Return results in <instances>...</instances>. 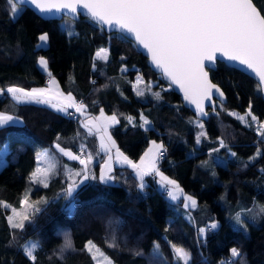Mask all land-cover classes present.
Returning a JSON list of instances; mask_svg holds the SVG:
<instances>
[{"label": "trees", "instance_id": "trees-1", "mask_svg": "<svg viewBox=\"0 0 264 264\" xmlns=\"http://www.w3.org/2000/svg\"><path fill=\"white\" fill-rule=\"evenodd\" d=\"M254 2L264 9V0ZM17 7L19 13L12 18L7 3L0 0V88L33 89L56 78L62 91L82 102L85 110L63 113L47 104L17 103L9 95H0V112L22 120L19 125L0 127V149L9 143L0 168V264H32L21 247L31 238L39 246L35 264H96L85 249L88 241L116 264H182L176 262L173 245L190 254V264H264V214L260 213L264 137L253 123L249 127L230 115L245 114L251 99L252 113L264 121V98L257 82L217 62L211 79L223 89L227 102L209 109L210 118L204 121L149 67L127 37L107 33L86 17L43 19L28 7ZM43 33L48 44L39 47ZM101 47H108L107 59L96 56ZM41 58L47 61V70ZM101 109L117 117L110 133L131 160L138 161L152 141L163 144L160 172L194 197L195 207H185L182 200H165L150 175L148 189L139 190L140 179L128 166H115L113 183L90 180L72 194L66 191L69 173L79 162L57 145L91 155L97 176L104 154L96 134L82 122ZM141 114L150 125L140 126ZM201 132L206 135L197 143ZM40 150H47L54 163L47 187L31 179ZM25 196L39 211L33 214L28 208L25 227L13 229L8 217L13 208L24 206ZM71 199L73 211L66 209ZM237 213L246 232L234 219ZM212 223L218 227L211 229ZM200 228L206 230L204 234ZM66 234L75 250L65 251L61 258ZM155 245L160 253L154 251ZM233 247L240 250L242 259L231 256Z\"/></svg>", "mask_w": 264, "mask_h": 264}, {"label": "snow or ice", "instance_id": "snow-or-ice-1", "mask_svg": "<svg viewBox=\"0 0 264 264\" xmlns=\"http://www.w3.org/2000/svg\"><path fill=\"white\" fill-rule=\"evenodd\" d=\"M9 8V15L15 18L19 13L18 4L29 0H5ZM31 5L35 6L41 13L51 12L52 9L67 10L70 13L83 11L93 22L102 26L107 25L109 29L119 33H126L139 46H142L151 56L154 66L160 70L171 81V84L178 85L184 93V98L190 104L195 105L197 112L201 115H207L204 111L205 101L209 104L213 102V96L222 97L224 93L221 89L209 79V71L216 70L218 61H227L237 63L257 79L258 91L264 97V9H261L254 0H30ZM69 35H73L70 31ZM42 42L39 47L45 46L48 36L42 34L39 37ZM219 54V55H218ZM97 57L107 59V50L100 49ZM40 64L46 68L47 61L41 58ZM55 85V81H51ZM138 95H143L138 91ZM0 95H9L17 103L38 102L50 104L58 111L67 113L68 109L75 108L83 113L85 105L77 103L74 97L69 93L64 96L57 89L55 96L51 94V89H36L26 91L23 88L9 86L6 89L0 88ZM157 99L159 93H155ZM61 97L64 102L52 103V99ZM252 101L249 100L248 110L244 115H236L237 119L246 123L249 127L252 123H258V134L264 137V122L258 121L252 111ZM70 114V113H69ZM248 117L251 121H248ZM131 121V117L128 118ZM143 123L140 125H150V121L141 114ZM18 118L12 115L0 112V126L15 124ZM115 115L105 116L103 109L98 117L89 119L83 124L92 132L94 128L97 133H101V144L105 150H109V145L115 147V141L108 134L109 123H117ZM91 125V127H90ZM203 128V124H200ZM201 132L197 137V143H200V137L205 136ZM107 139V144L105 143ZM153 147L141 157L139 164L133 163L123 153L117 149V157L123 158V162L136 170V175L140 179L137 185L139 190L145 188L144 176L152 174L159 175L161 178V187L168 192L173 199H177L176 192L182 191L175 180L164 176L157 168V159L163 155L161 149L163 144L152 142ZM221 147H225L223 140L220 141ZM59 148V145H57ZM64 155L73 160H79L84 168L81 171L69 173L71 184L66 189L68 193L75 191L78 187L89 180H99L102 184H107L117 178L109 175L111 167L105 164L101 169L99 177L91 174L88 170V162L92 157L89 155L87 160L70 151L59 149ZM218 151V149L216 150ZM259 154V153H258ZM235 156V153H231ZM54 171V166L49 165L46 169L37 168L31 174L33 181L43 183L47 187V180L50 173ZM75 177H81L76 180ZM166 186H171L169 189ZM191 201V206H196V201L191 197H186ZM25 207L22 211L12 209V216L8 217L9 224L13 229H23L24 221L29 220L30 216L27 209L32 208L33 214L39 211L34 204H28L27 196L21 202ZM46 203V201H45ZM8 207V205H4ZM188 207V204H185ZM260 213L264 214V206L260 207ZM236 223L241 225L246 232L247 227L241 219V214L237 213L234 217ZM255 219V217H253ZM216 223L210 225L211 229L217 228ZM201 234L205 233L204 228L198 230ZM109 246L114 247V244ZM27 258L35 264L37 256L34 254L38 249V244L31 242L21 246ZM158 248V246H157ZM85 249L91 254L96 264H113V261L103 253L93 241H88ZM174 252L178 260H183L188 264L190 254L183 248L173 245ZM68 250H75L70 236L65 235L64 244L61 247L60 255ZM232 257H240L242 253L238 248L231 249ZM230 264H236L231 261Z\"/></svg>", "mask_w": 264, "mask_h": 264}, {"label": "crops", "instance_id": "crops-1", "mask_svg": "<svg viewBox=\"0 0 264 264\" xmlns=\"http://www.w3.org/2000/svg\"><path fill=\"white\" fill-rule=\"evenodd\" d=\"M42 66V65H41ZM42 68L44 69V70H47V67L46 68H44L43 66H42ZM51 81H55V85H53L52 83H51ZM15 87H17V86H15ZM20 88V87H19ZM36 89H51V94L53 95V96H55V93H56V91H57V89L59 90V92L60 93H62L64 96H67L68 95V93H64L63 91H62V89H61V87H60V84H59V82H58V80L56 79V78H51L50 80H49V82H48V85H46V86H43V87H37ZM26 91H30L31 89H25ZM72 95V94H71ZM73 96V95H72ZM74 97V96H73ZM75 99V98H74ZM75 101H76V99H75ZM57 102H64V101H62V98L61 97H55L54 99H52V103H57ZM77 102V101H76ZM78 103V102H77ZM43 104H45V103H43ZM47 105H49L50 106V104H47ZM55 109V108H54ZM72 109H75V108H70V109H68V111H70V110H72ZM58 111V110H57ZM63 113H65V112H63ZM68 113V112H67ZM5 114H8V113H5ZM104 114H105V116H107V117H111L112 115L111 114H106L105 112H104ZM10 115V114H9ZM100 115V113L98 114V115H96V116H87L85 119H84V121L82 122V124H84L85 122H87L89 119H91V118H94V117H98ZM13 117H15V118H18V122L17 123H15V124H8V125H19V124H22V120L19 118V117H16V116H14V115H12ZM117 118V117H116ZM117 121H118V119H117ZM115 124H117V123H109V127H108V134L111 136V138H112V140L113 141H115L114 139H113V137H112V135H111V133H110V129H111V127L112 126H114ZM4 126H6V125H4ZM0 127H2V126H0ZM90 127H91V125H90ZM87 130H88V128H86ZM88 132H89V130H88ZM91 133H94V134H96V136H97V138H98V141H99V145H100V151L104 154V158H103V160H102V162H101V164H100V166H99V171H98V173H97V177H99V175H100V172H101V169L104 167V165L107 163V164H109L110 165V167H111V169L113 168V166H128V167H131L130 165H128L127 163H124L123 162V158L122 157H120V158H118L117 157V149H119V152L120 153H123V156H126L129 160H131L119 147H118V145H117V143H116V141H115V147H111L110 145L108 146L109 147V150H105V148L104 147H102V144H101V133H97L96 132V130L93 128L92 129V132ZM153 142V141H152ZM152 142L150 143V145H149V147H148V149L146 150V152L149 150V148H151V147H153V144H152ZM156 142V141H155ZM105 143L107 144V139H105ZM156 144H162V143H160V142H156ZM163 149H161V151H162ZM8 151H9V143H6L1 149H0V168L5 164V162H6V159H5V156H6V154L8 153ZM145 152V153H146ZM144 153V154H145ZM144 154H143V156H144ZM76 155H78V154H76ZM79 156V155H78ZM113 157V159H111L110 157ZM142 156V157H143ZM68 157V156H67ZM37 158H38V166H37V168L39 167V168H41V166H42V168L41 169H46V168H48V166L49 165H53L54 166V163H53V161L51 160V158H50V156H49V153H48V151L47 150H40L39 152H38V154H37ZM71 159V158H70ZM73 160V159H72ZM140 160H141V158L138 160V161H133V160H131L133 163H136V164H139V162H140ZM78 162H79V160H77ZM158 162H159V157H158V159H157V168L159 169V166H158ZM84 167H83V165H81L80 164V162H79V165L77 166V168H75L74 170H72V171H70V173H74V172H77V171H81L82 169H83ZM132 168V167H131ZM93 160L91 159V161L90 162H88V170H89V172L91 173V174H94V172H93ZM133 169V168H132ZM113 171V170H112ZM111 171V172H112ZM134 171H135V173H136V170L134 169ZM160 171V170H159ZM110 172V173H111ZM152 174H155L154 172L152 173ZM111 175H112V173H111ZM150 175V174H149ZM156 175V174H155ZM157 176V186H156V188L159 190V191H163L164 190V188H162L161 187V178H160V176L159 175H156ZM165 176V175H164ZM167 177V176H166ZM75 179L76 180H80V177H75ZM170 179V178H169ZM49 180H50V175H49V178H48V180H47V183L49 182ZM172 180V179H171ZM90 181V180H89ZM149 179H148V175H146V176H144V183H145V188H144V190H147L148 189V187H149ZM86 182H88V181H86ZM85 182V183H86ZM70 183H71V181H70ZM177 183V182H176ZM178 184V183H177ZM70 185V184H69ZM166 187H170V186H166ZM169 202H176V201H179V200H168ZM29 241V240H28ZM27 241V242H28Z\"/></svg>", "mask_w": 264, "mask_h": 264}, {"label": "water", "instance_id": "water-1", "mask_svg": "<svg viewBox=\"0 0 264 264\" xmlns=\"http://www.w3.org/2000/svg\"><path fill=\"white\" fill-rule=\"evenodd\" d=\"M52 2H58V0H52ZM18 5L25 6V7L30 8L31 10H33L37 15H39L43 19H57V20H61L64 17H68V18H70L72 20H79L81 17H86V18H89L91 20V18L88 15H86L83 11H80V12L74 14V13H70L67 10H63V9L60 10V11H57L56 9H52L51 12L41 13L39 10H37L35 8V6L31 5L30 0L27 3L22 2V3L18 4ZM96 24H98L99 26H101L107 33H119V32H117L115 30L109 29V27L107 25H103L102 26L99 23H96ZM119 34H122L123 36L127 37V34L126 33H119ZM128 39H130L131 41H133V43L136 45L137 49L147 58V64L149 65V67L154 72L160 74L163 77V79L172 87V89L177 94L180 95V98H181L182 102L184 103V105L187 108H189L192 111V113L198 119L207 121L210 118L209 109L216 110L217 107H218V104H224V103L227 102L226 94L224 93L223 89L211 79V71H209V79L211 80V82L213 84H216L221 89V91L224 93V95L222 97H220L218 95H214L213 96V102L211 104H209L207 101H205L204 111L207 113V115H201V114H199L197 112L196 108H195V105H192L187 100H185L184 93L179 89V86L178 85L171 84V81L168 78L165 77V75L162 73V70H160V69H158V68H156L154 66V64L151 61V56L147 52V50L144 49L142 46L137 45L133 39H131V38H128ZM218 62H223L226 65H228L229 67H233L235 69H238V70L242 71L243 73H245L246 75L250 76L251 78H253L257 82V79L250 73V70H246L243 66H240L237 63H232V62H227V61H218ZM216 66H217V64H216Z\"/></svg>", "mask_w": 264, "mask_h": 264}, {"label": "rangeland", "instance_id": "rangeland-1", "mask_svg": "<svg viewBox=\"0 0 264 264\" xmlns=\"http://www.w3.org/2000/svg\"><path fill=\"white\" fill-rule=\"evenodd\" d=\"M20 10V9H19ZM43 34H45V33H43ZM42 42L40 41V44H41ZM48 44V40H47V42H46V44L45 45H47ZM100 49H106L107 50V58H108V56H109V49H108V47H101ZM99 49V50H100ZM98 50V51H99ZM97 51V52H98ZM97 54V53H96ZM97 56V55H96ZM138 81L141 79L140 78V76H138ZM60 112H62V111H60ZM236 114H238V115H244V114H241V113H237V112H235ZM248 119V121L250 122V117H248L247 118ZM258 121H261L259 118H258ZM261 122H264V121H261ZM253 124L258 128L259 127V124L258 123H255V122H253ZM61 147H59V149H60ZM65 151H70L71 153H73L74 155H76V153L74 152V151H72V150H70V149H68V148H63ZM67 156V155H66ZM69 157V156H68ZM70 158V157H69ZM111 159H113V157L111 156L110 157ZM218 161L219 162H222V161H220V159H218ZM83 167H84V165H83ZM41 168H42V166H41ZM114 168H115V166H113V168L111 169V171L112 170H114ZM113 172V171H112ZM111 172V173H112ZM111 173H108L109 175H111ZM112 176H113V174H112ZM80 179H81V177H80ZM173 180V179H172ZM114 181H111V182H109V183H113ZM71 184V183H70ZM179 185V184H178ZM169 189H171V186L170 187H168ZM179 189H181L182 191H177L176 192V196H177V199H175V200H182L183 201V203H184V205L185 204H188V207H193V206H191V201H189V200H187L186 199V197H191L192 199H194L195 201H196V199L194 198V197H192L191 195H189L188 193H186L185 191H184V189L179 185ZM74 192V191H73ZM73 192H71L70 194H72ZM26 197V196H25ZM25 199V198H24ZM33 201H34V198H31ZM165 200H173L168 194H165ZM27 201H28V196H27ZM28 203H29V201H28ZM25 206H23V207H20V208H17V211H22L23 210V208H24ZM27 211H28V209H27ZM13 215V213H11L9 216H12ZM31 242H35V243H37L38 244V241L37 240H35V239H33V238H31L28 242H26V244H29V243H31ZM95 244V243H94ZM96 245V244H95ZM96 246H98V245H96ZM157 246L158 245H155V248H154V251L156 252V253H160V249H159V247L157 248ZM99 247V246H98ZM100 248V247H99ZM180 248H182V247H180ZM100 250L103 252V253H105L101 248H100ZM106 254V253H105ZM107 255V254H106ZM108 256V255H107ZM109 257V256H108ZM110 258V257H109ZM111 259V258H110ZM112 260V259H111ZM113 261V260H112ZM176 262L177 263H182V264H184V261L183 260H176ZM190 262H191V256H190V259H189V261H188V264H190ZM113 264H116V263H114L113 262Z\"/></svg>", "mask_w": 264, "mask_h": 264}, {"label": "built area", "instance_id": "built-area-1", "mask_svg": "<svg viewBox=\"0 0 264 264\" xmlns=\"http://www.w3.org/2000/svg\"><path fill=\"white\" fill-rule=\"evenodd\" d=\"M78 155H79L82 159L87 160V155L83 152L82 149L79 150ZM150 176H151L152 181L155 183L154 185H155V187H156V186H157V176H156L155 174H150ZM160 192H161V194H162L163 196H165V194H168V192L165 191V190L160 191ZM74 208H75V201H74L73 199H71V200L68 202V204H67V206H66V209H69L70 211H73Z\"/></svg>", "mask_w": 264, "mask_h": 264}]
</instances>
